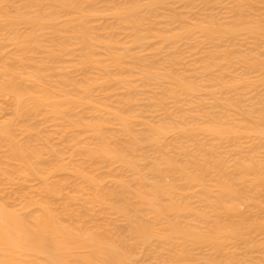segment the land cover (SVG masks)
Wrapping results in <instances>:
<instances>
[{"label":"bare ground","instance_id":"bare-ground-1","mask_svg":"<svg viewBox=\"0 0 264 264\" xmlns=\"http://www.w3.org/2000/svg\"><path fill=\"white\" fill-rule=\"evenodd\" d=\"M0 264H264V0H0Z\"/></svg>","mask_w":264,"mask_h":264},{"label":"rangeland","instance_id":"rangeland-1","mask_svg":"<svg viewBox=\"0 0 264 264\" xmlns=\"http://www.w3.org/2000/svg\"><path fill=\"white\" fill-rule=\"evenodd\" d=\"M47 127H48V129H49V127H51V125L49 124ZM32 179H33V178H32ZM32 179H30V180L32 181ZM34 180H35V178H34ZM31 181H30V182L24 181V183L21 182V185H17V186H15V187H13V188H12L13 190H12V189H11V190L8 189L9 194H11V191H14V190H15L14 193H16V194H14V196L17 195V193H18V195H19L20 192H18V191H19V190L21 191L23 188H24V189L26 188V190L23 189L24 192H25V191H26V192H29V190L32 189L33 187L30 188V189L27 188V187L34 186L37 180H35V183H34L33 185H32V184L30 185V183H33V182H34V181L31 182ZM26 182H27V183H26ZM38 183H39V181H38ZM38 183H37V185H39ZM23 185H25V187H24ZM28 185H30V186H28ZM37 185L34 186L35 189H36V186H37ZM21 186H22L23 188H22ZM26 186H27V187H26ZM20 187H21V188H20ZM37 187H38V186H37ZM16 188H17V189L19 188V189L16 190ZM9 190H10V191H9ZM23 190H22V191H23ZM32 190H34V189H32ZM16 191H17V192H16ZM30 192H31V190H30ZM12 193H13V192H12ZM21 193H22V192H21ZM11 195H13V194H11ZM18 195H17V198L19 197ZM14 196H12V199L10 200L11 202L14 201V200H13V199H14V198H13ZM15 198H16V196H15Z\"/></svg>","mask_w":264,"mask_h":264}]
</instances>
